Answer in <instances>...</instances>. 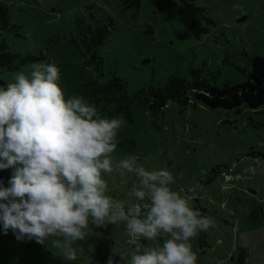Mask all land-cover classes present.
I'll return each instance as SVG.
<instances>
[{"label": "rangeland", "instance_id": "1", "mask_svg": "<svg viewBox=\"0 0 264 264\" xmlns=\"http://www.w3.org/2000/svg\"><path fill=\"white\" fill-rule=\"evenodd\" d=\"M192 1L208 18L200 38L183 23V0H140L138 5L126 0H0L16 26L6 29L0 23V43L34 58L15 69L1 68L0 87L15 82L17 73H30L35 63L55 64L66 98L81 96L100 116L124 122L111 154L114 172L102 174L109 195L126 209L139 202L128 195L138 184L137 176L116 169L129 156H136L148 171L166 169L175 180L172 190L199 196L190 206L211 221L202 242L203 231L190 241L197 264H264V105L226 110L168 101L155 112L145 99L132 100L170 76H198L218 87L243 83L250 59L264 57V0ZM81 19L92 25L105 21L109 27L98 47L102 70L106 78L116 75L127 82L129 111L116 109L118 99L108 101L98 94L97 84L105 78L98 76L86 48L73 41ZM227 168L232 175L223 174L224 180L214 174ZM14 171L0 170V185L10 187ZM90 227L85 240L73 242L77 259L70 261L51 243L63 237H50L43 245L17 239L16 230L5 232L0 221V264H108L110 258L114 264H131L136 249L142 254L169 238H133L125 222Z\"/></svg>", "mask_w": 264, "mask_h": 264}, {"label": "clouds", "instance_id": "2", "mask_svg": "<svg viewBox=\"0 0 264 264\" xmlns=\"http://www.w3.org/2000/svg\"><path fill=\"white\" fill-rule=\"evenodd\" d=\"M60 79L55 64L35 63L30 73H17L15 82L0 87V170L15 169L10 187L0 185L5 232L14 229L17 239L42 245L63 237L51 243L71 261L77 259L73 242L85 240L90 225L125 222L133 238L169 237L142 254L136 249L131 264H197L190 241L211 221L190 206L192 196L172 190L170 171H148L136 156L116 169L137 176L128 195L139 203L126 209L109 195L102 174L114 172L111 154L124 122L100 116L81 96L66 98Z\"/></svg>", "mask_w": 264, "mask_h": 264}, {"label": "trees", "instance_id": "3", "mask_svg": "<svg viewBox=\"0 0 264 264\" xmlns=\"http://www.w3.org/2000/svg\"><path fill=\"white\" fill-rule=\"evenodd\" d=\"M126 2L128 5H138L140 0H126ZM183 3L180 9L183 23L190 32L200 38L203 33L207 32V27L203 25L204 20L208 21L205 16V9L196 6L192 0H183ZM0 23L6 29L9 27L14 29L16 27L11 23L7 7L1 5ZM76 26V39L74 36L73 41L81 43L86 48V51L91 55L89 61L96 63L98 76L105 78L103 83L97 84L98 94H103L104 99L106 98L108 101L115 98L118 99L119 104L116 109L129 111L127 100H124L129 99L126 90L127 82L116 75H110V77L106 78L105 72L102 70L104 61L99 54L98 47L105 43L109 34V27L105 24V21L102 24L96 21V24L92 25L86 23L83 19L76 22ZM33 60L32 56H21L17 52L10 51L7 42L0 43V69H15ZM193 74L198 75L196 72H193ZM205 81L198 79V76L192 80L188 77L170 76L168 81L162 86L158 88L150 87L148 92L139 91L133 96L132 100L142 101L145 99L144 101L155 112L166 107L168 101L185 104L202 102L211 108H223L226 110L237 109L242 105L250 109H258L264 105V57L262 56H253L250 59V70L246 81L243 83H226L222 87H218L211 86ZM4 86L6 85L4 84ZM150 97L152 98L151 101H149ZM215 173H219L223 180V174L232 175L229 168H227V171L222 170ZM188 195L193 197L191 202L197 201V197H199L193 193ZM204 237L205 232L203 231L201 242Z\"/></svg>", "mask_w": 264, "mask_h": 264}, {"label": "water", "instance_id": "4", "mask_svg": "<svg viewBox=\"0 0 264 264\" xmlns=\"http://www.w3.org/2000/svg\"><path fill=\"white\" fill-rule=\"evenodd\" d=\"M240 21H241V19H240ZM149 61H150V60H145L144 63H148Z\"/></svg>", "mask_w": 264, "mask_h": 264}]
</instances>
